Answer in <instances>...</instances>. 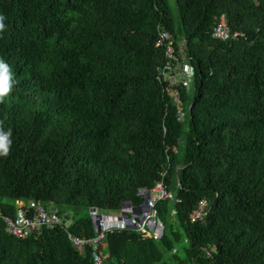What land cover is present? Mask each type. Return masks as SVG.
<instances>
[{"label": "trees", "instance_id": "trees-1", "mask_svg": "<svg viewBox=\"0 0 264 264\" xmlns=\"http://www.w3.org/2000/svg\"><path fill=\"white\" fill-rule=\"evenodd\" d=\"M0 16V214L34 202L73 220L17 239L0 218V264H92L67 234L93 238L91 210L117 217L158 181L180 200L156 204L163 238L109 234L103 264H264V0H0ZM222 16L242 38H213ZM159 29L194 70L183 125L157 78Z\"/></svg>", "mask_w": 264, "mask_h": 264}, {"label": "built area", "instance_id": "built-area-1", "mask_svg": "<svg viewBox=\"0 0 264 264\" xmlns=\"http://www.w3.org/2000/svg\"><path fill=\"white\" fill-rule=\"evenodd\" d=\"M212 36L214 39L226 42L242 38L243 33L232 32L228 26L227 18L222 16L215 26ZM156 46L162 49L164 55V63L158 70L157 78L164 86V93L167 94L175 107L176 122L183 125L187 113L182 103V95L188 94L191 90L194 70L176 52L174 37L170 32L159 29ZM173 151L176 152L175 147ZM144 196L145 200L142 206L133 207L130 204H123L120 215L117 217L99 215L98 212L91 210L90 218L94 237L80 239L67 234L72 247L80 253L91 249L92 264H103L98 248L109 234L133 230L145 239L161 240L165 233V226L159 220L156 204L160 202L179 204L180 200L172 191L168 190L163 181L156 182L150 190L144 192ZM17 206L18 212L15 218H5L0 214L7 233L17 239H26L43 229L53 231L56 228H61L65 232L68 230L67 215H59L56 210L50 212V209L34 202H18ZM208 209V202L201 201L198 208L189 216L190 224L194 225L203 221L207 216ZM175 215L176 212H172V216ZM173 253L176 254L177 251L175 250Z\"/></svg>", "mask_w": 264, "mask_h": 264}, {"label": "clouds", "instance_id": "clouds-1", "mask_svg": "<svg viewBox=\"0 0 264 264\" xmlns=\"http://www.w3.org/2000/svg\"><path fill=\"white\" fill-rule=\"evenodd\" d=\"M4 17L0 16V32L5 28L3 23ZM11 75L8 66L0 61V101L10 92L11 90ZM11 131H4L0 127V155L6 156L11 145Z\"/></svg>", "mask_w": 264, "mask_h": 264}, {"label": "rangeland", "instance_id": "rangeland-1", "mask_svg": "<svg viewBox=\"0 0 264 264\" xmlns=\"http://www.w3.org/2000/svg\"><path fill=\"white\" fill-rule=\"evenodd\" d=\"M170 1H172V0H170ZM171 6H173L172 3H171ZM174 20H175V22L177 24V21H176L175 17H174ZM51 208L54 209V207H51ZM63 211L68 213V214L70 213V211L67 210V209H64ZM178 259L182 260V261L185 260V255H184V253L182 251H180L178 253ZM166 262L169 263V264H172V255H171V253H168V252L166 253Z\"/></svg>", "mask_w": 264, "mask_h": 264}, {"label": "water", "instance_id": "water-1", "mask_svg": "<svg viewBox=\"0 0 264 264\" xmlns=\"http://www.w3.org/2000/svg\"><path fill=\"white\" fill-rule=\"evenodd\" d=\"M188 111H190V108L188 109ZM53 211H54V209L50 208V212H53ZM64 222H66V221L64 220ZM72 222H73V220H68L66 223V226L69 228L71 226Z\"/></svg>", "mask_w": 264, "mask_h": 264}, {"label": "crops", "instance_id": "crops-1", "mask_svg": "<svg viewBox=\"0 0 264 264\" xmlns=\"http://www.w3.org/2000/svg\"><path fill=\"white\" fill-rule=\"evenodd\" d=\"M119 216V215H118Z\"/></svg>", "mask_w": 264, "mask_h": 264}]
</instances>
